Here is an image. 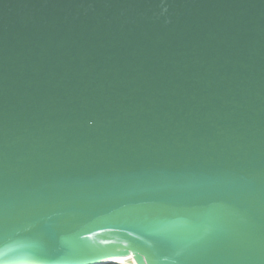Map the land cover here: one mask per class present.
Here are the masks:
<instances>
[{"label":"water","instance_id":"obj_1","mask_svg":"<svg viewBox=\"0 0 264 264\" xmlns=\"http://www.w3.org/2000/svg\"><path fill=\"white\" fill-rule=\"evenodd\" d=\"M264 264V0H0V264Z\"/></svg>","mask_w":264,"mask_h":264},{"label":"built area","instance_id":"obj_2","mask_svg":"<svg viewBox=\"0 0 264 264\" xmlns=\"http://www.w3.org/2000/svg\"><path fill=\"white\" fill-rule=\"evenodd\" d=\"M130 262H132V261H128L126 264H134L133 262L132 263H130Z\"/></svg>","mask_w":264,"mask_h":264},{"label":"trees","instance_id":"obj_3","mask_svg":"<svg viewBox=\"0 0 264 264\" xmlns=\"http://www.w3.org/2000/svg\"><path fill=\"white\" fill-rule=\"evenodd\" d=\"M130 263H132V262H130Z\"/></svg>","mask_w":264,"mask_h":264}]
</instances>
